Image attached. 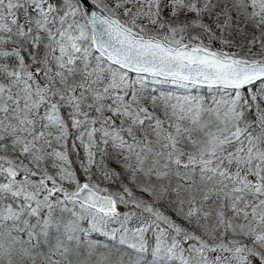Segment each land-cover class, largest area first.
<instances>
[{
    "label": "snow or ice",
    "instance_id": "6c2138e0",
    "mask_svg": "<svg viewBox=\"0 0 264 264\" xmlns=\"http://www.w3.org/2000/svg\"><path fill=\"white\" fill-rule=\"evenodd\" d=\"M0 264H264V0H0Z\"/></svg>",
    "mask_w": 264,
    "mask_h": 264
}]
</instances>
